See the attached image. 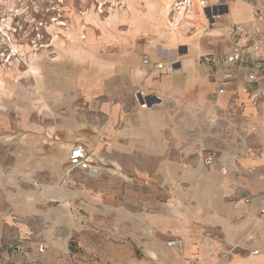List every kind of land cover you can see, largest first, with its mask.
Here are the masks:
<instances>
[{"label":"crops","instance_id":"0c3cea01","mask_svg":"<svg viewBox=\"0 0 264 264\" xmlns=\"http://www.w3.org/2000/svg\"><path fill=\"white\" fill-rule=\"evenodd\" d=\"M192 1L197 20L200 6ZM255 9L264 10V0L222 6L213 32L223 26V53L235 43L248 52L254 28L264 35ZM204 56L167 73L138 59L131 75L122 74V61L114 76L107 68L79 71L66 93L48 77L41 116L27 121L22 108V133L42 137L3 142L22 146V156L0 155V264H264V217L257 215L264 206V99L254 106L243 90L254 64L252 87L264 85V51L221 69ZM136 90L147 95V107L136 102ZM77 144L95 173H65ZM208 150L217 154L210 166L202 162ZM50 153L51 167L40 161ZM33 178L55 181L22 190ZM170 239L182 248L168 247ZM12 242L27 250L7 249ZM221 248L230 253L220 256Z\"/></svg>","mask_w":264,"mask_h":264},{"label":"rangeland","instance_id":"374dc122","mask_svg":"<svg viewBox=\"0 0 264 264\" xmlns=\"http://www.w3.org/2000/svg\"><path fill=\"white\" fill-rule=\"evenodd\" d=\"M176 1L0 0V155L22 156V146H5L4 141L42 137L27 130L22 133V108L28 112L27 121L41 116L36 108L46 102L51 75L58 92L66 93L72 88V76L79 71L90 75L107 68L112 70L107 74L114 76L118 61H122V74L131 75L129 65L138 59L142 64L153 63V69L155 61L163 63V73H167L180 69L188 60H198L202 54L220 55L227 50L229 42L222 25L213 32L214 26L202 29L184 20L177 22L173 9ZM173 30L179 35L168 38ZM71 43L82 44L81 52L71 53ZM62 48L67 49L58 56ZM55 155L46 154L37 160L51 167ZM48 181L55 180L28 179L22 183V190H33L34 183L40 186ZM27 205L22 203V209Z\"/></svg>","mask_w":264,"mask_h":264},{"label":"built area","instance_id":"2783aa9c","mask_svg":"<svg viewBox=\"0 0 264 264\" xmlns=\"http://www.w3.org/2000/svg\"><path fill=\"white\" fill-rule=\"evenodd\" d=\"M227 0H219V3L213 4L209 3L206 0H198V4L201 8L206 10L207 17H208V26H215V24L220 21L222 17V6L226 3ZM180 5H182L185 10L188 11L189 8H191L193 1L192 0H179ZM264 16V10L263 9H255L254 11V17L259 18ZM236 32H244L243 28L236 27ZM253 34L256 36L251 44L250 49L248 52H244L245 49L238 43H235L232 45L230 51L227 53H223L220 55H206L203 57V60L215 67L218 68H224L228 67L230 65L236 64L238 62H241L243 60L244 56L246 54H256L260 51H264V35L261 34V31L259 28L253 29ZM156 68H163L164 65L162 63H156ZM257 69L258 65H252L246 69L245 74V83L246 86L243 88L245 92L250 94L252 96L251 104L256 106L258 105L259 101L264 99V85H256L254 88L252 87L253 84L257 82ZM224 89L222 86H220L217 89V93L221 94L223 93ZM252 91H254L252 93ZM135 100L138 103V105L142 108H145L148 106V99L147 95L144 94L141 90H136L135 92ZM216 151L215 150H208L206 155L204 156L202 162L206 166L212 165L216 160ZM221 170L224 171L225 167L220 166ZM74 170H81V171H88L91 174L96 172V167L92 165V163L89 161V154L88 152L81 146V145H74L71 150L70 154L66 161V170L65 173L69 174L73 172ZM238 174H241V171L237 172ZM246 203L249 202V199L246 198L244 200ZM237 205L238 203L235 202ZM258 218L264 217V206L261 207L257 213ZM168 247L176 248L177 250H180L182 248V242L180 239H170L166 242ZM238 244H236L237 246ZM45 246L43 244H38L37 249L38 251L42 252L44 250ZM7 249L11 251H17V252H25L27 250V246L24 242H12L7 245ZM230 253V250L223 248L220 251V256L225 257ZM253 254L258 253V250H253Z\"/></svg>","mask_w":264,"mask_h":264},{"label":"bare ground","instance_id":"6f19581e","mask_svg":"<svg viewBox=\"0 0 264 264\" xmlns=\"http://www.w3.org/2000/svg\"><path fill=\"white\" fill-rule=\"evenodd\" d=\"M133 3V2H132ZM194 5V4H193ZM173 9L175 10V15H176V20H177V22H179V21H183L184 20V22H185V24H191L193 27H195V26H197V27H199V25L202 23L203 25H201L203 28H205V26H206V20H205V18H204V16H203V14H202V11H201V8L199 7V10H200V17H199V19H195L194 18V12L192 11V8H189L188 9V11L187 10H185V8L182 6V5H180V3H179V1H176L175 3H174V5H173ZM179 9H182L181 10V12H179L178 10ZM187 19H189V20H192V22H188L187 21ZM179 23H181V22H179ZM178 25V24H177ZM180 25V24H179ZM180 28V27H179ZM185 28H187V27H185ZM177 30V29H176ZM202 30V29H201ZM200 31V30H199ZM182 33V32H181ZM119 34V33H118ZM177 34L179 35V33H178V31H175V30H173L172 31V33L170 34V35H168V38H174L175 36H177ZM185 35V34H184ZM85 36H82V38H84ZM70 38V37H69ZM169 42V41H168ZM67 44V43H66ZM79 45V44H78ZM77 44L75 45L74 43H71L69 46H68V50H70L71 51V53L72 52H75L76 53V51L77 52H81L80 50V48L81 47H83L82 46V44H81V46L79 45L78 46ZM67 48H62V50H61V52L60 53H58V56H61V54H63V52L66 50ZM85 49V48H84ZM88 50V49H87ZM63 51V52H62ZM144 62H146V61H144ZM38 64V63H37ZM87 66V65H86ZM0 84H2V80L0 79ZM64 155H65V153H64ZM63 155V156H64ZM68 156V155H67ZM59 160V159H58ZM61 160H62V158H61ZM53 164L55 165V166H57L58 164H60V161H58L57 163L56 162H53ZM42 190H44V189H42Z\"/></svg>","mask_w":264,"mask_h":264}]
</instances>
